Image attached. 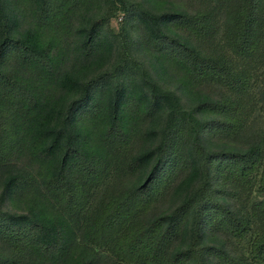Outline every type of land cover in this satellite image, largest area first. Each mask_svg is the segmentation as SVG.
Wrapping results in <instances>:
<instances>
[{"label": "trees", "instance_id": "1", "mask_svg": "<svg viewBox=\"0 0 264 264\" xmlns=\"http://www.w3.org/2000/svg\"><path fill=\"white\" fill-rule=\"evenodd\" d=\"M51 1L30 0L39 20L46 17ZM62 1L79 20L75 35L83 57L57 72L39 34L30 28L21 31L11 0H0V100L8 106L24 105L27 113L39 117L36 121L27 115L26 121L38 148L35 160L48 166L45 185L55 199L53 210L44 207L53 217L0 206V241L10 248L8 255L0 256V264H23L27 252L41 263L72 264L88 247L89 252L108 248L120 264L264 263V234L251 242L244 257L204 240L206 232H221L235 241L251 233L252 225L215 197L214 179L245 185L259 175L257 192L264 197V144L246 141L244 147L211 148L204 141L236 136L241 119L250 112L243 97L257 78L251 56L263 0L242 1L225 57H214L199 45L208 33L205 15L153 12L137 4L124 7L123 21L135 18L150 47L146 59L129 57L125 39L99 44V29L115 16V9L102 18L93 16L83 0ZM175 65L172 75L185 88L182 95L162 90L158 80ZM216 86L232 98L212 96L209 92ZM45 93L40 109L39 96ZM77 115L89 120L102 115L103 142L118 152L130 147L136 136L143 138L138 124L156 115L163 118L159 131L147 133L157 134L156 148L136 153L123 167L126 175L144 169L134 187L114 189L98 204L95 194L117 175L101 156L76 143L79 131L72 124ZM176 130L190 136V173L174 191L179 202L165 212L148 213L171 193L180 171V160L170 162L176 157L170 153ZM16 143L14 116L0 105V167L6 166ZM3 178L0 200L32 182L22 173ZM255 207L264 211V199Z\"/></svg>", "mask_w": 264, "mask_h": 264}, {"label": "rangeland", "instance_id": "2", "mask_svg": "<svg viewBox=\"0 0 264 264\" xmlns=\"http://www.w3.org/2000/svg\"><path fill=\"white\" fill-rule=\"evenodd\" d=\"M243 0H83L93 16H108L115 9V13L108 19V23L102 25L99 29V44L108 41L116 44L119 40L125 39L129 57L145 58L151 57L150 47L145 40L138 21L128 19L123 21L122 9L131 4H137L140 8H147L153 12L161 11H183L191 14L205 15L207 18L208 33L203 45L210 55L214 57H225L230 49L233 40V31L235 30V18ZM12 7L18 14L20 30L32 29L39 34L42 44L46 47L50 57L53 59L57 72L63 69L74 67L78 57H83L82 48L79 45L75 35V24L78 22L76 14L69 10L68 4L62 0H52L48 5V12L43 20L36 17L33 5L30 0H11ZM261 20L258 23L256 31L257 43L255 45V55L252 59V66L257 68V78L251 82V88L244 93L243 102H248L251 106L250 112L241 119V128L236 136L230 138L217 136L205 141L207 147L211 148H230L244 147V143L254 142L258 145L264 144V99L262 91L264 90V0L260 4ZM182 34V33H181ZM186 36L185 33L182 34ZM13 57V56H10ZM177 66L170 70V74H160L158 80L162 90L169 89L179 94H185V88L182 87L180 80L172 74L178 69ZM11 71L18 76V70L9 65ZM45 80V77L41 79ZM46 81V80H45ZM47 82V81H46ZM48 83V82H47ZM214 97H231L229 91L218 86L213 87L210 92ZM46 93L40 95V109L44 107V101L47 100ZM232 98V97H231ZM0 105L7 109L14 116L17 143L11 150L9 160L4 167H0V191L3 177L7 174L22 173L29 176L32 182L29 186L21 188L19 191L7 195L5 199L0 200V206L4 209H10L11 212L20 214L36 213L45 214L47 217L53 213H46L44 207L49 206L52 210L55 208V199L46 188V181L49 174L48 166L41 165L35 160V152L38 149L35 144L31 124H27V115L34 116L36 121L39 119L35 112H28L24 105L8 106L0 100ZM163 124V118L158 115L149 119V122L138 124L140 134L143 138L136 136L132 139L130 147L124 151L118 152L108 147L102 139V133L105 128V120L102 115L89 120L86 117H75L73 126L78 130L76 143L84 149L95 152L104 159L111 174L117 175L116 180H110L103 192H97L95 197L98 204L102 199L118 189L119 192L135 186L143 177L144 169L134 175H126L123 172L124 165L136 153L146 150H154L158 145L157 134L154 137L147 135L148 131H159ZM145 136V137H144ZM191 140L186 131L176 130L172 135L170 153V162L176 164L181 161V167L178 175L174 178L171 193L154 205L148 213L165 212L173 204L179 202V196L174 192L177 185L189 175L191 166L188 155ZM259 175L253 177V180L245 185L228 182L220 178L213 180L214 195L233 210L234 214L241 219H245L251 226V233L243 240L235 241L228 239L221 232L215 234L206 232L204 240L208 244L222 247L229 253L244 257L250 251L251 242L261 234H264V211H257L255 204L264 199L258 192ZM85 228L84 226H81ZM82 231V230H81ZM78 231L77 234H79ZM79 241V239H78ZM90 247L78 255L77 263L72 264H120L114 260L108 248L93 250L89 252ZM10 253V248L0 241V256ZM23 264H50L41 263L33 253L27 252ZM82 259V260H81ZM62 264H66L63 261ZM264 264V263H260Z\"/></svg>", "mask_w": 264, "mask_h": 264}]
</instances>
